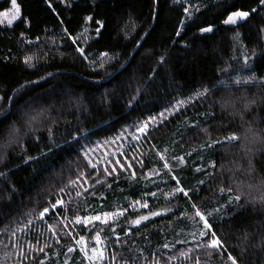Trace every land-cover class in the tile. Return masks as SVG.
Here are the masks:
<instances>
[{"label": "trees", "instance_id": "obj_1", "mask_svg": "<svg viewBox=\"0 0 264 264\" xmlns=\"http://www.w3.org/2000/svg\"><path fill=\"white\" fill-rule=\"evenodd\" d=\"M17 4L10 25L0 1V264H92L79 242L97 237L100 264H264V201L244 190L264 185V3ZM117 143L134 172L92 169Z\"/></svg>", "mask_w": 264, "mask_h": 264}, {"label": "rangeland", "instance_id": "obj_2", "mask_svg": "<svg viewBox=\"0 0 264 264\" xmlns=\"http://www.w3.org/2000/svg\"><path fill=\"white\" fill-rule=\"evenodd\" d=\"M1 1V0H0ZM11 1V0H10ZM9 13V15L7 17L1 15V19L3 22L7 23V24H13L15 21H17L20 17V11L19 14L15 13V10L12 8L11 5V9L9 11H7ZM246 19H242V20H238L235 24H226L229 26L232 25H236L240 22H243ZM230 97V96H229ZM95 105L98 108H102V104L100 103V101L96 102ZM43 117H41L42 119ZM25 125H22V131L26 130L28 128L29 125H27L26 123H24ZM141 129H143V131H141ZM242 132H252V133H256V130L250 125L248 130L247 128H242L241 129ZM149 132V127L148 126H143L141 127L137 133L140 134L141 136H147ZM247 132V133H248ZM257 141L254 140L253 142V148L249 151V149L251 148L250 146L247 148L245 147L243 150V153H240V158L242 159H247L250 158L252 159V157L254 156V154L257 151L256 143ZM3 144L0 143V149L2 148ZM243 146V145H242ZM130 148V147H122L120 143H117L115 145V147L112 146H108V147H102V146H98V149L95 150V152H93V156L91 157V168L95 169L98 168L99 172H105V174L107 175V177L112 176L116 173H120L123 171H128V172H134V171H130L133 170L135 167L133 165L134 159L130 160L129 163L127 164V162L125 161L126 165L124 163L121 162L120 158H123V160L125 159V151ZM249 152V153H247ZM3 152L0 151V161H2V154ZM34 155L36 156L37 153L34 152ZM98 158V159H96ZM92 160L96 161V164L92 163ZM128 165V166H127ZM101 167V169L99 168ZM80 174V173H78ZM81 177H84V173H82L80 175ZM98 175H94V179L97 178ZM64 183H67L64 180ZM249 192H256L259 194L258 199L262 200V202L264 201V185L262 183H259L257 179L252 178L250 180H248L247 182H245V189ZM46 193L44 191H40L39 196H37L35 199H33V203H35L36 205L40 204L41 202H44L46 199ZM31 203V202H29ZM38 207V206H35ZM54 208V207H53ZM52 208V209H53ZM56 208V206H55ZM48 214L47 211L45 212H41V217L46 216ZM116 215H107V216H103V217H98V219H85V220H81L80 223L84 224V225H102L108 222H114L116 219ZM96 241V248L94 245H92V241L89 243L88 246L85 245L84 241L82 240V242H79L85 256L87 257L88 261H90V263L92 264H100L105 257V249H104V243L100 240L99 237H97L95 239ZM94 241V242H95ZM109 258H107L108 260ZM110 262V260H108Z\"/></svg>", "mask_w": 264, "mask_h": 264}, {"label": "snow or ice", "instance_id": "obj_3", "mask_svg": "<svg viewBox=\"0 0 264 264\" xmlns=\"http://www.w3.org/2000/svg\"><path fill=\"white\" fill-rule=\"evenodd\" d=\"M261 3H264V0H261ZM11 5H12V8L15 10V13L19 14L20 9H19V6L17 4V0H11ZM253 11H255V9H253ZM2 15L7 17L9 15V13L8 12H4V13H2ZM248 16H249V13L246 12V11H235V12H232L230 15H228L227 19L224 20V23L225 24H235L238 20L247 19ZM89 19H91V17H89ZM97 23H99V21ZM202 31L211 32L212 29L209 27V28L202 29ZM141 131H143V129H141ZM9 135H10L9 143H11L12 142L11 133ZM229 139L234 140V139H236V137H234V136L233 137H229ZM165 166H167V165H165ZM177 191L183 193L185 196L188 195V193L186 191H184L183 188H178ZM235 199L239 200V197L237 196ZM193 206L195 207V205H193ZM144 207H147V205L145 204ZM157 215H159V213H157ZM196 215L200 216L201 220H204V217L199 212H197ZM141 219H147V217H142ZM77 222L78 223L80 222L79 218L77 219ZM139 222L140 221L138 220L135 223L139 224ZM210 227L211 226L205 220V228H210ZM201 235H203V233H201ZM212 236L214 237V239L212 240L210 246L211 247H215V248H219L220 247L219 239L215 238V233L214 232L212 233ZM69 251H72V249L70 248ZM229 259L232 260V264H237V261H236L235 258L229 257Z\"/></svg>", "mask_w": 264, "mask_h": 264}, {"label": "water", "instance_id": "obj_4", "mask_svg": "<svg viewBox=\"0 0 264 264\" xmlns=\"http://www.w3.org/2000/svg\"><path fill=\"white\" fill-rule=\"evenodd\" d=\"M129 63H130V61H128V63L119 72H121L124 68H126Z\"/></svg>", "mask_w": 264, "mask_h": 264}]
</instances>
